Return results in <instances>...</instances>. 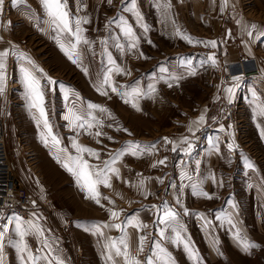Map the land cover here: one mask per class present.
<instances>
[{
	"label": "crops",
	"instance_id": "1",
	"mask_svg": "<svg viewBox=\"0 0 264 264\" xmlns=\"http://www.w3.org/2000/svg\"><path fill=\"white\" fill-rule=\"evenodd\" d=\"M77 1L64 0L66 5L68 2L74 4V9L70 8L69 10L67 6V11L73 19H75L73 13L76 11L79 17L86 16L89 20V23L82 25V28L85 29L83 35L91 43L90 45H81L79 48V51H81V72H84L83 68L87 70L99 69L104 74L109 67L119 66L130 73H137L138 64L143 58L149 57L154 60L159 57L174 58V53H177V51H180L182 55L188 54V48L183 51L180 49L181 47H177L176 45L179 42L185 41L182 38L185 35L192 36L194 41L215 40L218 42L216 48L210 47L203 54H199L206 59L210 54H215L216 65L209 68L208 72L225 64L233 63L241 56L258 58L256 55L259 52L264 54V37L249 42L248 38L242 34L241 25L237 24V20H240L245 24H256L261 29H264V0H259V4H256L255 7L249 4L243 6L238 0H228V6L223 11L220 10L222 0H167V3L171 5L167 12L161 7V4L165 0H134V4L133 0H112L111 3H108V0H83L86 3L87 11L82 13L78 12L76 8ZM18 2L27 3L23 10L26 11V17L28 16L29 18L28 21L20 24H15L12 20L7 21V19L2 18V6H0V25H3V27H0V51L9 50L12 53L9 56H15L17 61L15 73L17 81L14 83L16 85L13 89H9L12 91V94H10V91L7 89L8 81L6 76L4 93L0 95V114L7 116L9 110H13L16 103H18L16 109H19L21 114L27 115L28 119L26 121L37 124L36 120L33 119L35 110L29 111L28 102L25 99L21 68L30 66L27 60L21 61L22 58L19 54L20 40L26 39L32 48H28L29 51L24 54L31 59L38 69L42 70V73L38 72L37 76L45 74L56 81V70L59 73H65L69 70L73 72L77 64L72 63L58 46L55 39L56 33L49 27L48 17L41 6L40 0H11V5H17ZM125 9L128 10L126 11ZM253 10L260 13V18L253 16ZM137 13L139 16H137ZM122 22L130 25L135 36L138 38L137 47L133 49L131 56H128L127 47L130 40L122 33ZM189 22H193L196 25L195 28L190 27ZM145 26L147 27V31L144 30ZM17 32H20V34L17 35ZM229 33H231V36H229ZM101 41L104 48L102 47V50L95 52L94 43ZM200 44L202 43L196 44L197 49H202L199 46ZM118 45L123 46L124 50L122 51ZM141 53L143 54L142 56ZM94 55L96 59L93 61L92 57ZM8 58L6 59V69ZM261 59L264 60V55H261ZM110 60L114 61L115 65H110ZM262 65H264V62H262ZM208 66H211V64L209 63ZM89 70L87 71L88 74H90ZM262 81L264 82L263 79ZM253 86V93H256V96L261 93V100L257 98V103L251 102L257 107V104L264 102V84L261 86L254 84ZM52 89L56 92L57 85H53ZM15 98L18 101L15 102ZM209 101L203 100L198 103L196 111H194V114L190 118L188 117L189 113H186L172 120L170 119L168 124V126L171 125L170 129L164 130L165 133L160 135L161 138L169 136V140L174 142L177 150L171 151L173 160L165 157L166 163L164 165L157 164L154 167L153 165L163 158L160 157V150H152L151 154H148V162L144 166L139 165L127 168L122 161L118 160L115 163L119 169V178L112 176L111 182H116V179L119 180L118 183H113L111 185L113 189L111 188V191L108 189V191L112 195L117 194V199L123 204L121 208H115L112 205L111 211L119 212V218H110V210L106 209L100 212L97 211L96 216H90L89 213L91 212L88 210L91 208L85 212L84 216L79 217L78 211L72 205L68 204L69 206L67 207L65 197L67 193L73 191L71 183L74 177L69 172L67 173L62 163L57 160L56 172L65 171L66 173H63L62 178L56 179V225L62 228L64 225V227H67L66 223H70L66 229L68 244L65 239L63 240L62 236L56 234V254L54 255L59 257L63 261V264H75L78 259V256L76 257L78 250L83 251L84 262L88 259L89 264H111L108 261H104L107 255L104 248V244L106 243L105 238L118 240L122 236L121 231L116 228L104 227L102 228L104 237H99L93 234L94 229H89H92V225L94 224L121 223L126 218L131 219L135 216H138L139 220L144 224H150L149 229L153 230L152 235L158 234L161 229H164L167 239H162L159 235H156L155 241H159L164 245V249L175 260L174 264H193V261L184 249L183 243L177 244L172 242L174 232L165 225L155 223L157 214L154 206L164 205L165 202L166 206L171 207L179 214L178 220L184 229L183 236L191 244L196 254H198L200 264H222L226 261V253L229 252L233 253L234 256L239 255L240 257H244L246 255L247 251L234 238V231L239 230L243 236H246L252 242L253 239H256L257 234L261 232L259 220L256 217L254 220L252 218L250 220L249 218L247 220L241 219L236 207L233 208L230 202L223 204L224 197L222 198L221 192L219 190L217 193L215 192L216 188L219 189L221 182V177L217 175L216 167L220 165L221 153H224L221 150H205L204 148L200 152L194 150L197 139H204L205 134L208 133L207 129L210 124L209 111L211 107ZM223 101H226L224 95ZM66 112L53 118L54 120L57 119L55 121L67 124L65 129H58L56 136L59 140L69 139L66 136L68 134L65 133L74 131L71 138L77 139V129L72 128L71 130L69 123L63 119ZM201 115L204 116V122L197 126L194 122ZM257 119L258 123H264V116H259ZM190 127L193 129V132L189 131ZM185 137L188 138V141L192 145L190 155L184 152V148L187 145L183 144L182 141ZM140 138L141 136H138V139ZM59 148L66 149L67 152L60 153L58 151ZM55 149L56 156H59L61 161L65 159L66 155H72V150L69 147H64L61 142ZM262 151L264 152V150ZM106 160H109L108 157H105L102 162ZM191 161H195L194 167H196V171H200V174H197V177L193 181L182 177V172L189 173L188 169L190 168ZM253 166V169L257 167ZM174 173L178 174L176 178L174 177ZM201 178L202 183H198L200 188L211 196H213L214 192L216 193V196L210 202L212 203V208H206L205 204L198 207L193 204L195 201H198V203L205 201V197L195 194L194 188L190 189V186L197 184ZM249 178L250 181L248 183L251 182L253 184L251 176ZM141 181L144 182L143 193L138 188ZM260 183L255 182L254 186L258 187L255 189L261 191V188L259 189ZM262 184L264 183L262 182ZM254 186L250 185L248 187L245 184L243 186V196L250 207L261 210L262 202L259 200L261 197L259 198V196L252 195L251 193L254 190ZM78 200L79 202L77 203L81 205L85 204V200L90 201L87 198ZM207 209H211V215L207 213L209 212ZM261 211L264 213L263 209ZM98 215H102V218ZM227 215L232 216L237 229H233L226 222L225 217ZM217 216L221 217L219 221L216 219ZM77 219H79L78 222ZM206 221L211 222L207 224V228L203 226V223L205 222L206 224ZM0 222L3 225L2 228L7 227L10 229L3 242V248L0 250L2 264H21L17 250L8 247L9 243L7 242V239H10L13 221L8 214L3 213L0 214ZM64 227L63 229H65ZM125 231L127 232L130 244V251L133 252L138 243V231L131 226H127ZM210 232L215 237L214 242H216L217 246L216 255L212 252L209 243L206 241L205 234H209ZM172 246L177 247L174 248ZM116 260L117 264H123L122 258H116ZM143 261H146V259ZM41 264H46V262H41Z\"/></svg>",
	"mask_w": 264,
	"mask_h": 264
},
{
	"label": "rangeland",
	"instance_id": "2",
	"mask_svg": "<svg viewBox=\"0 0 264 264\" xmlns=\"http://www.w3.org/2000/svg\"><path fill=\"white\" fill-rule=\"evenodd\" d=\"M238 1L243 4V6L249 4L252 5V7H255L256 4H259V0ZM26 4L27 3L25 2H18L17 5H11V15L5 19H7V21L12 20L15 24L28 21L29 18L28 16L26 17L27 13L23 10ZM67 6L69 10L70 8L74 9V4L71 2H68ZM76 8L80 13L87 11L86 3L83 0L77 1ZM253 11V16L260 18V13L256 10ZM73 14L75 18L79 17L76 11ZM189 26L195 28L196 25L193 22H189ZM16 34L19 35L20 32H17ZM191 38L192 40L194 39L192 36ZM23 41H25L27 48L32 49L26 39H21L20 45H22L21 42ZM193 42L195 41L193 40ZM98 43H94L95 52L104 48L102 41ZM196 44L197 43H189L186 40L181 43L179 42V44H176L177 47H181L180 49L183 51L188 48V54L182 55L180 51H177V53H174V58L159 57L154 60L153 58L146 57L140 60L137 73H130L124 69L125 73L130 74H112L114 84L117 86H123L121 90H130L133 87H139L143 89L144 92L150 93V95L144 96L138 100L140 111L135 110L130 104L125 103L121 96L112 93L110 89H106L109 93L107 96L99 94L96 90V85L99 80L102 79L103 75V72H100L99 69H88L90 74L85 75L84 72H81L82 64L80 61L79 64L75 65L76 68L73 72L69 70L65 73H59L58 70H56V81L58 82L56 84V92L53 90L49 91L47 81L44 79L41 80V83H44L45 85L48 118L53 126V132L55 135L58 129L62 130L67 127L66 123L55 121L57 119L54 120L53 118L67 111L71 101L75 99V96H70L67 100L64 98L65 92L71 90L79 95V103L86 105L87 102H91L108 109V113H110V115L98 111L94 113L102 122V126L98 129L102 133L101 136L89 134V131L87 130L77 129L78 138L72 139L71 137L74 131L65 133L68 134L66 136L69 139H60V142L64 147H69V149L72 150V155H76L74 142L80 146L93 149L100 154L99 159L90 157L87 153L84 154V158L90 159L88 160L89 163L102 167V160H104L105 157H108L109 159L111 154L126 148L128 144L134 142L140 145L155 144L154 150H160L159 153L161 154V158L165 159V157H168L170 160H173L171 151L172 148L175 147L174 143L165 144L160 135L165 133L164 130L170 129L171 125L168 126L170 119L172 120L175 117L186 113H189L188 117L190 118L191 115L194 114V111H196V105H198V103L203 100H210V124L207 129L209 134L206 133L204 139H197L194 150L200 152L203 148L205 150L218 149L224 153H221L220 165H217L216 167V172L217 175L221 177V179L219 178L221 182L219 189L216 188L215 192L217 193L218 190L221 192L222 198L224 197L223 204L228 202L235 203L241 219L247 220V218H249L250 220L252 218L254 220L256 217L259 220L261 231L260 234L258 233L257 237H255L256 239H253L252 241L258 245V247L249 249L244 257H240L239 255L234 256L231 252L226 253V261L222 264H264V213L261 211L262 209L264 211V184H262V182L264 183V152L262 151L264 150V123H258L257 118L259 115L254 116L253 110L258 108V105L260 104H257L256 107L254 106L255 104L251 103H257V98L261 100V93L258 94V96H254L252 93L254 92V84L259 86L264 84L262 81V79L264 80V65H262L264 60L261 59V55L264 54L258 51L259 53L256 56L260 59L241 56L235 62L230 63L235 64L241 60L255 59L258 66L256 73L245 75L243 78L239 79V81L221 80V82L217 83V77L215 78L216 73L218 71L223 73L224 67H227V65L230 64H225L215 70H209L208 72V69L211 68L212 65L208 66V63L201 66V61L206 60V58L199 54H203V52L210 47H205L203 44H200L199 46L202 49H197ZM79 52L81 53V51ZM132 53L133 50H128V56H131ZM164 54H166V52H164ZM92 59L94 61L96 56L94 55ZM184 60L192 62V65L195 67V75H190L187 67L181 64V61ZM21 61L24 62L25 59H21ZM7 62L9 64V61ZM78 66H80V69H77ZM162 67L167 71L162 73L160 71ZM234 69L237 70V66H235ZM15 73L16 65L13 70V78L9 81L6 69L8 85L10 82L12 89L16 85L14 83L17 81ZM169 75L183 78L169 80ZM43 76L46 75L44 74ZM209 81H213L217 84L216 88H211L209 86ZM169 83L172 84V87L168 86ZM234 83H238L239 86L235 88V94H231V102H229V94H225V89L231 87ZM60 85H63L64 87L61 88ZM150 86L155 87V93L150 92ZM10 94H12V91H10ZM223 95L225 96L226 101H223ZM14 101L16 102L18 100L15 98ZM229 104L233 106L232 120L227 116V108ZM262 104H264V102H262ZM16 105H18V103H16ZM16 105L13 110H9L7 116L0 114V118L3 119L5 124L6 143L10 156L12 157V167L26 190L43 205V208L33 212L34 220H32L39 224L42 229V235L39 237L29 235L26 237V241L28 246L34 245L41 249L39 255H45L49 251L56 254V234L62 236L63 240L65 239L67 243L66 229L70 225V223H66L67 227H64L65 225L63 226L65 229H63V227L59 228V226L56 225V179L62 178L63 173L66 172H56V149L53 148L51 144L45 146L42 142V125L38 127L35 123L27 122V115L21 114L19 109H16ZM109 124L112 126L109 127ZM124 129H127L128 131L125 132L123 131ZM96 130L97 129L94 128L91 132L94 133ZM138 136H141V138L138 139ZM109 137H111V139H109ZM229 143L234 145V148L231 151L228 149ZM231 153L234 155L232 156ZM119 161H122V163L124 162L127 168H133L139 165L144 166L148 162V154L141 153L138 154V156L125 154L121 156ZM194 162L195 161L190 162V168L188 169L189 173L187 174L191 179L187 178V180L193 181L197 177L196 175L200 174V171H196ZM249 164L257 167L255 169H250L248 167ZM113 166L117 168L116 164ZM184 173L185 172H182V177H184ZM177 175L178 174L174 173L175 178ZM250 176L253 184H251V182L248 183V181H250ZM118 180L119 179H116V182H111V185L113 183H118ZM199 182L202 183V178L197 184ZM255 182H261L259 186L261 191L255 189L258 188L254 186ZM71 184L73 185V191L67 193L65 199L67 201V207L69 206L68 204L72 205L74 209L78 211L79 217L84 216L85 212L90 208L91 209L88 211L95 214L92 215L89 213L90 216H96L97 211L100 212L104 209L111 210L112 205L115 208L123 207V204L117 199V194L112 195V193L109 192L111 191L110 189L112 186L105 187L103 185L99 186V193L101 195L100 204L103 205V207L93 200H85V204L81 205L77 203L79 202L78 199H86V194L81 191L80 187H78L75 179H73ZM245 184L248 185V187L253 185L254 190L251 192L252 195L254 194L259 196V198H262L259 199L260 202H262L261 210L259 208L253 209L248 205L243 196V186ZM190 189H193V186H190ZM215 192L213 193V196L210 195L212 198L216 196ZM104 197L107 199H103ZM212 198H204L205 201L200 203L195 201L193 204L197 207L205 204L206 208H212V203H210L213 200ZM109 201H111V203ZM210 210L211 209H207V211H209L207 213L211 215ZM0 214L3 213L0 212ZM8 216L11 217L13 221L10 239H7V242L9 243L8 247L17 250L14 246L18 239L15 233V220L17 217L12 214H8ZM98 216L102 218V215ZM78 221L79 219H77V222ZM203 224L205 228L208 227L205 222ZM147 226L148 227L144 228V230L139 231L137 236L138 238L140 235L147 237L144 241V250L139 253L138 258L141 261L144 259L147 260V258L152 256L155 245H160L165 248L159 241H155L156 235L158 234L156 233L155 235H152L153 230L149 229L150 224ZM205 235L210 249L216 255L217 246L215 244L216 242H214L215 237L211 232L209 234L206 233ZM44 240L51 245V249L44 248ZM172 247L176 248L177 246ZM136 248L137 246L134 248L133 253H135ZM79 251L81 250H78V252ZM78 252L76 255V257L78 256V259L75 264H89L88 259L84 262L85 258L82 253L83 251L80 253ZM104 261L106 262L105 259Z\"/></svg>",
	"mask_w": 264,
	"mask_h": 264
},
{
	"label": "snow or ice",
	"instance_id": "3",
	"mask_svg": "<svg viewBox=\"0 0 264 264\" xmlns=\"http://www.w3.org/2000/svg\"><path fill=\"white\" fill-rule=\"evenodd\" d=\"M4 0H0V6L3 5ZM112 0H108V3H111ZM41 6L48 17L49 27L53 32L56 33L55 39L57 40V44L60 47L61 51L65 53L68 59L74 63H80V52L79 48L81 45H90V41L83 35L85 29L82 28L83 24L89 23L88 18L85 17H77L75 19L72 18L70 13L67 11V5L64 0H40ZM134 4V0H133ZM228 6V0H222L221 3V11H223ZM161 7L167 12L171 5L167 3V0ZM126 11L128 9H125ZM137 16L139 14L137 13ZM10 23V22H9ZM237 24L241 25L242 34L248 38V41L251 42L253 40H259L261 37H264V29H261L256 24H245L244 22L237 20ZM3 27V25H0ZM122 33L127 36L130 40L128 44V50L136 49L137 47V37L130 25L126 23L121 24ZM147 31V27L144 28ZM179 34V32H177ZM231 36V33H229ZM183 39L188 41L189 43H202L205 47L216 48L218 46V42L215 40L212 41H195L193 42L190 36H182ZM123 51V46L118 45ZM12 53L9 50L0 51V95L4 93L5 87V79H6V59ZM143 54L141 53V56ZM22 59L27 60V63L30 67H22V83L25 89V99L27 100L29 111L35 110L33 114V119L36 120L37 126L40 127L42 125L41 132V140L48 146L52 145L53 148H57L60 144L59 138L53 132V126L49 121L48 113L46 109V93H45V85L41 83V80L44 79L47 81L48 90L52 91V86L56 85L58 82L52 80L46 76H37L38 72L42 73L41 69H38L35 64L28 58L25 54H20ZM110 65H115L114 61H109ZM210 63L212 66L216 65L215 54H210L206 60L201 61V66L204 64ZM183 66H186L189 70L190 75H195V67L192 65V62L189 60L181 61ZM85 75H87V69L83 68ZM160 71L162 73L166 72L165 68H161ZM115 72L116 74H130L125 73V70L120 68L119 66L109 67L105 73L102 75V79L96 85V90L100 95L107 96L109 93L106 89H110L112 93H115L121 96L124 99V102L130 104L135 110L140 111L138 100L144 96L150 95V93H146L143 89L139 87H133L130 90H121L123 86H117L114 84L112 79V74ZM183 77H177L173 75H169V80H177ZM235 81H239V77L234 78ZM169 87H172V84H168ZM238 83H234L231 87L225 89V91L229 94L228 99L231 102V94L234 93L235 88L238 87ZM63 88V85H60ZM156 89L154 86H150V92L155 93ZM255 96V93H253ZM70 96H75V99L71 101L70 106L67 109L66 114L63 119L69 123V126L73 129L87 130L89 134H94L95 136H101L102 133L98 130L99 127L102 126L101 120L97 118L94 114L96 111L109 114L108 109L96 105L91 102H87L86 105L79 103L80 97L78 94L74 93L71 90L65 92L64 98L67 100ZM254 116H264V104L258 105V108L254 109ZM204 122V116L201 115L197 121L194 122L197 126ZM109 127L112 125L109 124ZM97 129L94 133L91 132L92 129ZM123 131L127 132V129ZM190 132H193V129L189 128ZM130 134V133H129ZM111 139V137H109ZM165 144L174 143L170 141L167 137L163 138ZM183 144H186L187 147L184 148L185 154L190 155L192 145L188 141V138L185 137L182 141ZM215 147V146H214ZM74 148L76 151V155H66L65 159L61 161L59 156L55 158L58 162L62 163V166L74 177L78 187H80L81 191L86 194V198L95 201L98 205L103 207L100 204L101 195L99 193V186L103 185L105 187H111V177L116 176L119 178V169L114 167L115 163L121 158L122 155L131 154L133 156H138V154L146 153L151 154L152 150L155 149V144L152 145H140L138 143H130L126 146V148L117 151L114 154H111L109 160L103 161V166L90 164L87 159L84 158V154L87 153L88 156L99 159V153L94 151L93 149L80 146L75 144ZM234 145L232 143L228 144V149L233 150ZM176 147L172 148V151H176ZM218 150V149H217ZM58 151L60 153H66L67 150L63 148H59ZM166 160L162 159L157 161L153 166L164 165ZM248 167L251 169L254 166L249 164ZM185 178L191 179L190 176L185 172L183 174ZM162 182V181H161ZM138 188L143 193L144 190V182L141 181L138 185ZM193 188L195 189V194L198 196H202L205 198H212L209 193L204 192L198 184H193ZM103 199H107L104 197ZM111 203V201H109ZM179 203V201H177ZM156 208L157 220L155 223L160 225H165L169 227L174 232L173 243H183L185 251L188 253L189 258L193 261V264H200V258L198 254H196L195 250L192 249L191 244L185 239L183 236V226L180 224L178 220V213L172 209L171 207L166 206V202L161 206H154ZM232 207L235 208L236 205L232 203ZM187 214V213H185ZM110 218H119L120 213L117 211L110 210ZM203 218V217H202ZM216 219L219 221L221 217L217 216ZM226 222L233 228L237 229L236 223L234 222L231 215H227L225 217ZM210 221H206V225L210 224ZM127 226H131L137 229V231H142L144 228L148 226L141 222L138 216L132 217L131 219H125L121 223L115 224H94L92 225L93 234L99 237H104V233L102 228H116L121 231L122 236L118 240H113L111 238H105L106 243L104 244V248L107 252L105 256L106 261L111 262V264H117L116 258H122L123 264H174V261L169 253L161 247L160 245H155L153 249V254L151 257L147 258L146 261H141L139 257V253L144 250V241L146 240V236L140 235L138 238V245L135 253L130 251V244L127 236V232L125 231ZM10 231L9 228L3 227L0 229V250L3 248V242L6 239V234ZM15 233L18 237L15 247L21 259V264H41V262H46V264H63V261L54 255L52 251H49L45 255L33 254L31 249L29 248L26 237L29 235L41 236L42 229L39 224L35 221L23 222L19 218L15 220ZM158 235L162 239H167L165 235L164 229H161L158 232ZM234 238L237 243L245 250L248 251L251 248L258 247L255 243L251 242L247 239L246 236H243L239 230L234 231ZM43 246L46 249H51V245L48 244L46 240L43 241ZM0 264H2V259H0Z\"/></svg>",
	"mask_w": 264,
	"mask_h": 264
},
{
	"label": "built area",
	"instance_id": "4",
	"mask_svg": "<svg viewBox=\"0 0 264 264\" xmlns=\"http://www.w3.org/2000/svg\"><path fill=\"white\" fill-rule=\"evenodd\" d=\"M11 12V0H4L2 5V17L8 18L11 15ZM21 43L22 45L19 47V54L27 53L29 50L25 41ZM8 61L7 74L8 80L10 81L13 78V70L15 69L17 61L16 57L13 55L9 56ZM247 64L250 65V69L245 67ZM235 65L239 68L238 73L232 76V64L227 65V67H224L223 73L220 71L216 73L215 78L217 77V83L221 82V80L235 81L234 78L236 77L241 79L245 75L256 73L258 70L255 59L241 60L240 62H236ZM77 69H80V66H78ZM216 85L217 84L213 81H209V86L211 88H216ZM8 89H12L10 82ZM227 116L230 120L233 119V106L231 104L228 105ZM231 155L233 156L234 154L231 153ZM11 159L12 157L10 156L6 143L5 124L3 119L0 118V212L4 214H12L24 222L32 221L34 220L33 212L43 208V205L26 190L22 182L19 180L12 167ZM2 226L3 225L0 222V229H2ZM29 248L33 254L41 253V249L38 246L30 245Z\"/></svg>",
	"mask_w": 264,
	"mask_h": 264
},
{
	"label": "bare ground",
	"instance_id": "5",
	"mask_svg": "<svg viewBox=\"0 0 264 264\" xmlns=\"http://www.w3.org/2000/svg\"><path fill=\"white\" fill-rule=\"evenodd\" d=\"M235 66H237V65H235V64L233 65V64H232V66H231V74H232V76L235 75V74H237V73H238V70H239L238 67H237V68H238L237 70H234L233 68H234ZM245 67H246L247 69H250V65H249V64H247Z\"/></svg>",
	"mask_w": 264,
	"mask_h": 264
}]
</instances>
